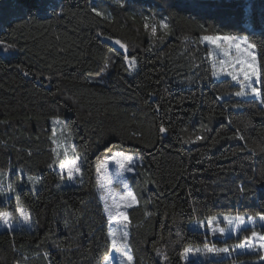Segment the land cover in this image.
Returning a JSON list of instances; mask_svg holds the SVG:
<instances>
[{
  "label": "trees",
  "instance_id": "obj_1",
  "mask_svg": "<svg viewBox=\"0 0 264 264\" xmlns=\"http://www.w3.org/2000/svg\"><path fill=\"white\" fill-rule=\"evenodd\" d=\"M38 6L39 0H0V189L15 188L7 199L0 194V209L11 211L18 196L34 222L31 230L0 231V264L106 263L111 224L96 164L109 151L141 159L129 176L138 200L127 222L133 264H164L158 253L169 264H185L184 247L212 241L193 223L264 211V104L236 97L239 85L231 77L213 76L210 46L200 42L217 32L248 36L259 53L264 0ZM116 39L136 56L135 68H128ZM57 117L87 158L77 185L62 186L58 169L49 167L57 159L53 148L64 158ZM195 117L208 125L188 137ZM253 230L264 227L247 226L216 242L231 250ZM261 256L235 250L189 264H259Z\"/></svg>",
  "mask_w": 264,
  "mask_h": 264
},
{
  "label": "snow or ice",
  "instance_id": "obj_2",
  "mask_svg": "<svg viewBox=\"0 0 264 264\" xmlns=\"http://www.w3.org/2000/svg\"><path fill=\"white\" fill-rule=\"evenodd\" d=\"M121 6H123V0H121ZM171 6V5H169ZM92 12L96 13L98 16H103L104 13L98 11L97 8H92ZM145 27H149L145 24ZM160 27L167 29L169 25L161 19ZM152 33L155 34L157 28L155 25L151 28ZM106 39L111 40L112 37H106ZM200 42L214 46L215 50H219L226 59H221L219 64L221 65V72L224 71L225 66L230 70L227 71V75L231 77L233 81H236L239 85V90L234 93L236 97H247L251 95L253 98H261L260 103L264 104V63H258V61H264V49H261L258 53L257 45L250 42L248 36H240L237 34H221L217 32L212 35H203L200 37ZM3 43V42H0ZM116 45H119L120 49H123V60L127 62L128 68L131 70L135 68L137 58L136 56H129L127 54L128 46L123 44L119 39L114 41ZM6 48H13L14 45H5ZM233 53H235L233 55ZM209 55H212L210 52ZM108 65H105L107 69ZM216 62L212 64V75L217 76L220 73L216 70ZM27 74V73H26ZM59 118L57 117L53 123H59ZM159 131L164 133L167 129L161 125ZM71 136V133H69ZM197 140L202 139V137L197 136ZM242 140L243 137L241 136ZM54 144L56 140L52 141ZM53 153L56 154L57 159L53 161L49 167H56L58 169V174L61 179L64 178L65 172L68 180H74L78 176L82 175V167L86 162V156L82 153L76 151V147L73 146L71 149L72 155L69 157V149L64 148L63 157L59 158L60 153L57 152L56 148L52 149ZM109 160H114L117 168L118 174L122 175L125 172L134 171L136 165L140 162L139 157L124 151H116L105 155L103 160L96 164V171L99 174L101 171L105 173L103 176V184H100L101 191L112 183V176L107 174V166ZM30 182L36 183L38 181L34 180L32 177L28 178ZM124 189L127 190L128 185L125 181L121 180ZM0 185H3V181H0ZM109 194H112V189H108ZM8 193H15V188L9 184L6 191L0 189V194H4L7 197ZM101 200L104 202V212L107 214L108 223L111 224L112 221H123L125 222L123 228L117 232L113 229H109V239L111 240V248L119 254L120 264H133L134 256L130 251V245L128 243L129 232L127 231V222L129 221V216L127 209L133 207L134 204L138 203L136 195L131 191H126L125 195L119 196L118 199L114 196L112 202L109 203L108 196L101 195ZM18 214V215H14ZM15 220H22L25 224L31 223V212L26 210L25 207L20 204L19 197L17 196V202L12 207L11 211H6L0 209V223H2L9 230H14ZM223 221L229 226L231 232L240 233L245 231L248 225H255L257 221L264 222V211L258 213L255 217L244 216V215H224ZM220 222V217L209 216L205 221H198V226L201 228H207L211 233H225L226 228H220L218 225ZM243 226V227H242ZM264 227V223L261 224ZM237 249L245 250H255L264 251V231L258 232L256 230L251 231L250 236H245L243 241L230 248L226 245L222 248H217L214 245L210 246L205 243L201 246H186L184 247L183 253L181 254L182 259L187 260L188 254H199V255H213L217 256L221 253L231 255L232 251ZM47 255V254H45ZM164 260V264H169V258L165 254L158 253ZM104 261L110 262L111 257L106 255L103 257ZM259 264H264V256H261Z\"/></svg>",
  "mask_w": 264,
  "mask_h": 264
},
{
  "label": "rangeland",
  "instance_id": "obj_3",
  "mask_svg": "<svg viewBox=\"0 0 264 264\" xmlns=\"http://www.w3.org/2000/svg\"><path fill=\"white\" fill-rule=\"evenodd\" d=\"M54 2H55V0H39L38 8L40 10H44L45 7L49 3H54ZM11 8L15 9V10H19V6L15 5V4L12 5ZM209 46H210V52L212 53V55H210L211 56V61H212V64H213L214 61L216 62V65H217L216 70H217V72L220 73L219 74L220 76H228L227 75V71H229L230 69L225 66L224 71L221 72V65L219 64V61L221 59H226V58L223 56V54L219 50H215L214 46H212V45H209ZM234 54L235 53H233V55ZM228 77H230V76H228ZM61 120L64 121L63 118H59V121H61ZM207 125H208V122L204 121L203 118H201V117L193 118L192 122L188 126V130H187L188 137H193L194 136L193 129L203 130L204 128L207 127ZM57 132L59 134L58 138L62 139V141H63L62 142V146L64 148L67 147L69 149V157H71V155H72L71 149L73 147V143L69 139V137L66 134V132L63 130V127L61 126L60 122L57 123ZM184 138H186V137H184ZM117 151H119V150H117ZM114 152H116V151H114ZM114 152H112V153H114ZM133 155L139 157V161L140 162L136 165L134 171L125 172L122 175L117 173V171H116L117 165H116L115 161L114 160H109L108 166H107V174L112 176V183L110 185H107L102 191L100 189V184L104 183L102 178L105 175V173L103 171H101L98 174V180H99L98 192H99V196L100 197H101V195L108 196L109 203L112 202V199H113L114 196L118 199L119 196L125 195L126 191H131V192L134 193V191H133V189L131 187L130 181H129V176L131 174H133L136 171L137 166L141 164V159H140L139 155H137V154H133ZM81 180H82V175L78 176L74 180H68L66 172H65L64 178L61 181V185L62 186L77 185V184H80ZM121 180H123V181H125L127 183V185H128L127 190H125L123 184L120 183ZM109 188L112 189V194L111 195L109 194V191H108ZM102 202H103V200H102ZM103 204H104V202H103ZM135 205L136 204H134L133 206H135ZM126 211L128 213L129 209H127ZM228 215L235 216V215H231V214H228ZM223 216L224 215L218 216V217H220V222H219L218 225H215L217 227L226 228L227 229L226 232L223 233V234H221V233L213 234L207 228L199 227L198 223H193L191 226L198 227L199 229H202V230L208 232L210 237H211V239H212V241L208 242V244L210 246L214 245L215 247L220 248V245L216 242L217 239L223 238V237L228 236V235H238L239 234V233L231 232L229 226L226 225V223L223 221ZM244 216H251V215H244ZM253 217H255V216H253ZM13 223H14V229L24 227V228H27V229L31 230V229L34 228V222H33L32 216H31V223H29V224H25L22 220H15V221H13ZM124 223L125 222H123V221H112L111 222V229L119 232L123 228ZM262 223H264V222L257 221V223L255 225H248V226H256V225L261 226ZM3 230H9V229L6 228L2 223H0V231H3ZM127 231L129 232L128 226H127ZM237 251L238 252H254V253L259 252V251H255V250H245V249H237ZM260 252H262L263 256H264V251H260ZM211 256H213V255H211ZM110 257H111L110 262H106L105 264H120V256L114 250L112 251V254H111ZM203 257H205V256L204 255H199V254L189 253L188 254V259L184 260V262H185V264H189L191 262H198Z\"/></svg>",
  "mask_w": 264,
  "mask_h": 264
}]
</instances>
